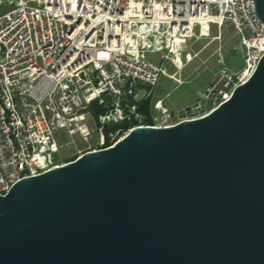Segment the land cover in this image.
Returning <instances> with one entry per match:
<instances>
[{
    "label": "water",
    "instance_id": "water-1",
    "mask_svg": "<svg viewBox=\"0 0 264 264\" xmlns=\"http://www.w3.org/2000/svg\"><path fill=\"white\" fill-rule=\"evenodd\" d=\"M0 264H264V54L205 116L15 182Z\"/></svg>",
    "mask_w": 264,
    "mask_h": 264
},
{
    "label": "built area",
    "instance_id": "built-area-1",
    "mask_svg": "<svg viewBox=\"0 0 264 264\" xmlns=\"http://www.w3.org/2000/svg\"><path fill=\"white\" fill-rule=\"evenodd\" d=\"M0 4L7 7L0 14V195L19 179L65 163L55 155L63 137L70 138L66 144L84 145L78 157L112 146L135 127H167L205 116L251 76L264 54V24L253 0ZM225 22L239 37L243 67L234 72L221 66L196 99L177 111L162 99L141 110L161 76L182 82L165 66L182 68V43ZM157 52L163 55L154 63L146 53ZM98 107L103 112L95 114ZM118 123L129 126L105 135V126Z\"/></svg>",
    "mask_w": 264,
    "mask_h": 264
},
{
    "label": "rangeland",
    "instance_id": "rangeland-1",
    "mask_svg": "<svg viewBox=\"0 0 264 264\" xmlns=\"http://www.w3.org/2000/svg\"><path fill=\"white\" fill-rule=\"evenodd\" d=\"M6 9L7 7L3 11ZM218 33L220 39L215 37ZM239 42V37L231 23L225 22L219 29L216 25L210 24L209 35H203L182 43L180 56V60L184 64L182 68L177 69L173 62L165 64L167 72L169 74L175 73V77L182 82L178 84L171 78L161 76L155 86L153 97L161 98L164 103L173 107L174 111L179 110L183 104L196 99V90L203 89L221 66H225L234 72L243 67V49ZM146 55L148 59L158 63L163 52L146 53ZM219 55H222L224 59L223 64L218 62ZM166 93L169 95L166 96ZM59 141L62 147L55 155H58L62 160L77 155L78 150L84 147L80 141L74 145L66 144L67 141H70L69 137H63Z\"/></svg>",
    "mask_w": 264,
    "mask_h": 264
},
{
    "label": "trees",
    "instance_id": "trees-1",
    "mask_svg": "<svg viewBox=\"0 0 264 264\" xmlns=\"http://www.w3.org/2000/svg\"><path fill=\"white\" fill-rule=\"evenodd\" d=\"M150 104H151V99L148 98L141 105L140 109L143 110V111H148ZM101 112H103V108L102 107H98V108H96L94 110V113L95 114H98V113H101ZM128 126L129 125L126 124V123H118V124L107 125V126H105V135H107V133L109 131H114V130H116L119 127H122V128L125 129ZM75 157H76V155H73V156H70V157H66L64 161L67 162V161L73 160Z\"/></svg>",
    "mask_w": 264,
    "mask_h": 264
},
{
    "label": "crops",
    "instance_id": "crops-1",
    "mask_svg": "<svg viewBox=\"0 0 264 264\" xmlns=\"http://www.w3.org/2000/svg\"><path fill=\"white\" fill-rule=\"evenodd\" d=\"M4 8H6V6L5 5H2V4H0V14L3 12V10H4ZM195 54V53H194ZM183 63V62H182ZM184 65V64H183ZM167 77V76H166ZM168 78V77H167ZM212 79V78H211ZM155 89V88H154ZM198 90V89H197ZM196 90V91H197ZM154 92V91H153ZM167 94V93H166ZM165 94V95H166ZM169 95V94H168ZM167 95V96H168ZM195 95H196V92H195ZM151 99V103L153 102V101H155V100H157V99H161V98H154L153 97V95H152V98H150ZM195 100V99H194ZM194 100H192V101H188L187 103H185V104H183L181 107H179V108H182L183 106H185V105H187V104H189V103H191V102H193ZM162 103H163V105L164 106H166L170 111H174V109H173V107H171L170 105H168V104H166V103H164V100H162Z\"/></svg>",
    "mask_w": 264,
    "mask_h": 264
}]
</instances>
